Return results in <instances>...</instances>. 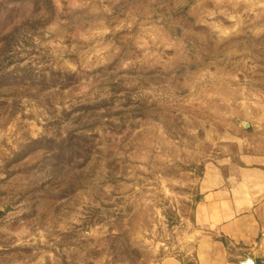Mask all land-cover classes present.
<instances>
[{"label":"rangeland","instance_id":"obj_1","mask_svg":"<svg viewBox=\"0 0 264 264\" xmlns=\"http://www.w3.org/2000/svg\"><path fill=\"white\" fill-rule=\"evenodd\" d=\"M257 137L264 0H0V264L193 263Z\"/></svg>","mask_w":264,"mask_h":264},{"label":"crops","instance_id":"obj_2","mask_svg":"<svg viewBox=\"0 0 264 264\" xmlns=\"http://www.w3.org/2000/svg\"><path fill=\"white\" fill-rule=\"evenodd\" d=\"M262 138V137H259ZM248 141L234 157L205 167L193 209V263L264 264V142ZM249 148L248 150L245 149ZM158 264H183L175 256Z\"/></svg>","mask_w":264,"mask_h":264},{"label":"water","instance_id":"obj_3","mask_svg":"<svg viewBox=\"0 0 264 264\" xmlns=\"http://www.w3.org/2000/svg\"><path fill=\"white\" fill-rule=\"evenodd\" d=\"M237 264H254V260L247 256L244 260L239 261Z\"/></svg>","mask_w":264,"mask_h":264}]
</instances>
